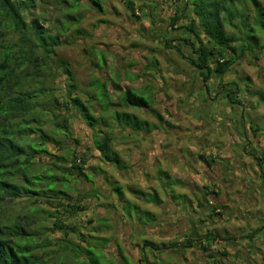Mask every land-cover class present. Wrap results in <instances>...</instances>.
<instances>
[{
  "label": "rangeland",
  "instance_id": "rangeland-1",
  "mask_svg": "<svg viewBox=\"0 0 264 264\" xmlns=\"http://www.w3.org/2000/svg\"><path fill=\"white\" fill-rule=\"evenodd\" d=\"M63 1L37 0L35 16L29 19L41 18L52 33L58 27H69L55 59L69 63L79 91L94 94L89 87L93 81H108L118 105L122 99L121 93L114 91V83H118L123 91L150 94L147 98L156 115L148 110L116 106L147 123L146 129L133 134L129 128L116 127L112 122V146L128 167L119 171L104 161L92 144L94 137H103L98 133L99 125L92 130L77 112H72L70 138L60 134L56 138L62 146L48 145L47 149L69 160L72 150L87 158L83 172L92 182L79 178L72 184L73 199L84 209L66 208L54 199L29 201L22 196L0 202V215L17 217L23 213L36 221L30 228L45 235L35 238V243L51 239L49 248L35 252L46 264H57L61 259L65 264H88L89 247L99 252L107 264H264V186L255 160V156L262 158L259 153L264 148V131L251 129L254 123L264 128V49L256 52L257 58L246 55L223 79L213 76L204 83L177 49L166 46L170 39H192L190 33L176 31L185 24L182 19L171 24L175 16L171 2L101 0L103 10H99L84 0L79 13H74L68 12ZM127 1L135 4L136 16L128 11ZM259 1L264 6V0ZM67 13L79 21L66 20ZM261 45L264 46L263 36ZM179 48L192 54L183 43ZM102 60L105 64L99 68ZM66 81V76L61 75L50 85L60 103L65 101L62 96L66 94ZM229 83L238 84L241 89L240 94L231 95L234 102L226 97L228 89L226 94L223 89ZM82 97L87 98L84 94ZM99 115L94 113L95 117ZM76 140L81 143L77 145ZM248 142L257 144L255 150L245 149ZM170 144L175 150L163 152ZM200 156L223 165L231 181L250 178L257 193L252 203L255 206L235 214L237 217L213 213L212 200L217 198L208 195L207 191L213 188L205 177V163ZM53 161L51 156H40L33 168L42 173L44 166ZM116 187L121 188L122 197L114 192ZM139 193H154L160 202H149L148 196ZM55 219L65 228L45 230L53 228ZM38 222L45 226L39 227ZM209 231L218 236L212 246L204 238L199 240ZM249 236L253 239H247ZM144 241L171 248H148L144 254ZM46 253L49 255L45 257ZM144 257L146 262L141 263Z\"/></svg>",
  "mask_w": 264,
  "mask_h": 264
},
{
  "label": "trees",
  "instance_id": "trees-1",
  "mask_svg": "<svg viewBox=\"0 0 264 264\" xmlns=\"http://www.w3.org/2000/svg\"><path fill=\"white\" fill-rule=\"evenodd\" d=\"M83 1L64 0L63 3L68 5V12L79 13ZM89 1L103 10L101 0ZM167 1L175 7L171 24L175 25L182 19L185 24L177 27L176 31L184 30L192 35V39H170L166 46L177 49L179 56L199 72L204 83H208L213 76L223 79L246 55L257 58L256 52L263 51L261 36L264 37V6L259 0ZM125 3L128 11L136 16L135 4L132 1ZM37 8V0H0V202L8 197L17 199L26 196L29 201L46 198L57 200L62 206L65 204L66 208L82 211L84 207L73 199L72 184L79 178L92 182L83 172L87 158L79 157L72 150V159L69 160L67 156L53 155L47 149L48 145L62 146V141L56 138L60 134L70 138L68 124L74 118L72 112H77L92 130L99 125L98 133L103 137H94L92 144L103 160L119 171H125L128 167L112 146V122L116 127L129 128L133 134L146 129L147 123L140 121L136 115L116 109V106L148 110L155 115L156 112L151 99L147 98L150 94L145 96L133 89L123 91L118 83H114V91L120 92L122 96L118 105L114 103L108 81H93L89 87L94 94L79 91L69 63L55 59L57 48L63 44L61 38L69 32V27H58L52 33L41 18L30 20L35 16ZM65 16L72 23L79 21V18L70 13ZM181 43L191 50V55L180 50ZM104 64L102 60L98 67L103 68ZM61 75L68 80L66 94L62 96L65 101L62 103L55 98L50 87ZM223 89L225 94L228 89L226 97L231 102H234L231 95L241 92L235 83H229ZM75 92L78 94L75 95ZM83 94L87 98L83 99ZM62 108L65 113H62ZM94 113L100 115L95 117ZM141 124L145 127L142 128ZM254 124L251 128L254 132L264 131V128ZM51 125L53 129L50 128ZM80 143V140H76L77 145ZM246 147L247 145L245 149ZM249 149L255 150L253 145ZM259 154L262 158L254 155L257 163L264 159V149ZM45 155L51 156L54 161L44 166L42 173H38L33 166H36V159ZM200 159L205 164H210L203 156ZM260 167L264 170V165ZM114 192L123 196L120 187H116ZM139 194L148 196L149 202H160L154 193ZM94 197L99 199L98 195ZM215 210L212 206L213 213L219 215ZM22 214L17 217L0 215V264H46L44 258L35 252L49 248L51 239L47 238L44 243L36 244L35 238L45 233L31 229L36 221L28 214ZM147 216L153 218L150 214ZM23 219L28 223L27 227L24 226ZM40 225L45 226L43 223H39V227ZM64 228V223L55 219L53 228L45 230L56 232ZM203 238L210 246L218 241V236L210 231L205 236H199V240ZM250 238L253 239L252 236L247 239ZM176 246L172 245V248ZM148 248L160 251L168 250L171 246L161 248L150 241H144V254ZM87 252L88 264H107L94 248L89 247ZM48 255L46 253L45 257ZM145 260L146 257L141 259V263L146 262ZM57 264H65V261L61 259Z\"/></svg>",
  "mask_w": 264,
  "mask_h": 264
},
{
  "label": "flooded vegetation",
  "instance_id": "flooded-vegetation-1",
  "mask_svg": "<svg viewBox=\"0 0 264 264\" xmlns=\"http://www.w3.org/2000/svg\"><path fill=\"white\" fill-rule=\"evenodd\" d=\"M245 137L247 138L246 135ZM171 138L174 139V137ZM252 144L254 148L257 146V144L254 142H252ZM250 145L251 142H248L246 148L249 149V147L252 146ZM172 149L175 150L173 144H170L162 151L169 153L172 151ZM257 165L259 168L262 185L264 186V170L260 167L261 165H264V159L262 161H258ZM209 173L211 175H209ZM205 177L206 179H209L210 187L213 188V190L207 191L208 195L217 198V200H212V205L216 208V212L220 211L219 215H221V212H223L224 215L228 214L237 217L235 214L240 212L245 213L251 207L255 206L252 203L256 200L255 196L257 193L252 188L250 178L240 182L237 178L231 181V175L228 173L227 169L223 167V165L212 163L209 165L205 164ZM237 186H240V188ZM205 211L209 212L210 209L205 208Z\"/></svg>",
  "mask_w": 264,
  "mask_h": 264
}]
</instances>
